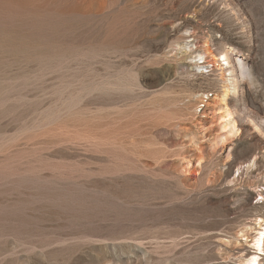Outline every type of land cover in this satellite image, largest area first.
Segmentation results:
<instances>
[{
	"label": "rangeland",
	"instance_id": "rangeland-1",
	"mask_svg": "<svg viewBox=\"0 0 264 264\" xmlns=\"http://www.w3.org/2000/svg\"><path fill=\"white\" fill-rule=\"evenodd\" d=\"M259 224L264 0H0V264H250Z\"/></svg>",
	"mask_w": 264,
	"mask_h": 264
},
{
	"label": "bare ground",
	"instance_id": "bare-ground-1",
	"mask_svg": "<svg viewBox=\"0 0 264 264\" xmlns=\"http://www.w3.org/2000/svg\"><path fill=\"white\" fill-rule=\"evenodd\" d=\"M204 59H205L204 55H202V54L199 55L198 60H200L201 62H205V61H203ZM224 60H226L227 63H230V61L228 59V56H226L225 54H224ZM198 63H199V61H198ZM198 63L196 65L197 67H199ZM214 97L221 98L220 95H217V94ZM217 106H218L219 110L222 109V106L220 107L219 103H218ZM204 113H206V112H204ZM212 113H214V112H212ZM217 113L218 112H216V114ZM206 114H208V113H206ZM231 114L228 113L227 115L230 116ZM225 115H226V113H225ZM213 125L215 127H213ZM228 126H229V128H228ZM205 128H206V131H205L206 133L203 132L204 133L203 137L210 136L211 137V141H212V136H211L212 129L213 130H217V133L213 137L214 143L217 144L218 142L225 143V141H227L229 139L230 134H232L235 131L236 125H235V122L232 119H230V117H229V118L221 120L220 123L218 122V123L212 124V122H211V124L209 126H205ZM258 222H260V220ZM252 247H253L254 250H253V253L251 254V259L249 258L250 259V264H261L259 259H260V256L262 254H264V225H262V224H259V228L257 229V232L254 235L253 242H252Z\"/></svg>",
	"mask_w": 264,
	"mask_h": 264
}]
</instances>
